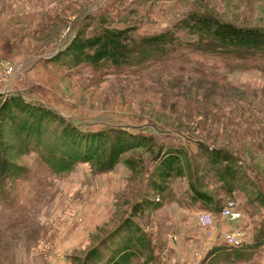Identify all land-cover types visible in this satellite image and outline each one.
<instances>
[{"label": "rangeland", "instance_id": "rangeland-1", "mask_svg": "<svg viewBox=\"0 0 264 264\" xmlns=\"http://www.w3.org/2000/svg\"><path fill=\"white\" fill-rule=\"evenodd\" d=\"M202 11L264 30V0H0V107L7 96L24 90L31 102L85 130L123 128L158 144L152 153L128 155L139 163L135 173L121 165L97 177L84 165L69 176L52 177L34 155L21 154L19 138L2 124L4 154L31 168L33 176L30 183L11 185L24 208L0 220V264H73L71 256L84 259L128 222L147 234L151 246L145 259L149 253L155 258L149 264H211L210 254L219 256V264L238 263L234 255L224 258L233 249L208 245L200 225L204 211L217 217L216 229L219 224L225 232L243 229L250 244L261 242L256 235L264 223V66L192 55L177 67L103 72L50 59L69 46L88 16L102 17L113 28H132L139 40L172 31L190 13ZM37 95L62 109L44 106ZM10 144L17 147L14 155L6 153ZM199 145L231 151L241 160L235 170L243 179L233 195ZM159 148L182 152L183 176L171 179L164 206L133 219V206L158 202L150 182ZM193 185L213 198V208L191 202ZM232 201L242 214L239 220L225 211ZM262 242L238 264H264Z\"/></svg>", "mask_w": 264, "mask_h": 264}, {"label": "trees", "instance_id": "trees-1", "mask_svg": "<svg viewBox=\"0 0 264 264\" xmlns=\"http://www.w3.org/2000/svg\"><path fill=\"white\" fill-rule=\"evenodd\" d=\"M89 17L91 16L86 19L88 24L53 60L70 68L87 65L93 70L103 72L112 69H143L151 65L177 67L192 55H204L226 63L264 66L263 29L239 27L208 11L192 12L177 23L172 31L139 40L133 37L135 32L132 28H113L108 20L102 17L100 20ZM180 32L185 34V38L179 37ZM4 123L9 131L19 138L21 154L34 155L38 161L36 163L45 167L52 177L69 176L84 165H91L97 177L113 173L122 167L121 165L135 173L139 163L128 155L143 149L152 153L158 146L153 138L123 128L104 131L101 129L98 132L85 130L52 109L27 102L20 95L7 96L0 107V220L5 216L18 214L24 208L16 201L14 196L17 192L11 185L30 183L33 176L31 168L14 163L4 154ZM5 147L8 155L16 154L17 147L14 144ZM199 147L208 158V166L213 168L221 182L225 183L229 194L233 195L237 184L243 179L242 174L235 170L241 160L225 149H211L202 145ZM153 154L158 165L150 187L158 197V202L149 199L133 206V219L164 206L170 195L171 179L183 176L181 151L171 149L163 153L162 148H159ZM183 157L184 163L189 166L188 154ZM191 189V202L213 208L215 202L212 197L194 185ZM8 195L10 198H5ZM37 199L38 197H35L33 203ZM30 212L25 214L27 221L30 220ZM256 238L261 242L255 244L254 241V244L233 249V254H224L225 260L231 259L233 255L238 263L251 258L253 252L247 251L263 243L264 223ZM150 246L151 242L142 227L128 222L119 227L118 232L113 231L100 244V248L92 250L84 259L71 256V260L73 264H133L137 260L149 264L148 261L155 262L151 253L148 260L145 259ZM211 256L213 254L209 256L212 259L211 264H219V256L216 259Z\"/></svg>", "mask_w": 264, "mask_h": 264}, {"label": "built area", "instance_id": "built-area-1", "mask_svg": "<svg viewBox=\"0 0 264 264\" xmlns=\"http://www.w3.org/2000/svg\"><path fill=\"white\" fill-rule=\"evenodd\" d=\"M240 209V207H239ZM241 210V209H240ZM226 213L231 215L234 214V219L239 220L242 217V214L238 210V205L236 202L232 201L229 203V206L225 209ZM215 217L211 213H203L200 215V225L203 231V236L213 245L225 244L230 247L240 248L247 243V238L245 231L243 229H236L231 232L222 231L223 224L218 225V228L215 227Z\"/></svg>", "mask_w": 264, "mask_h": 264}, {"label": "crops", "instance_id": "crops-1", "mask_svg": "<svg viewBox=\"0 0 264 264\" xmlns=\"http://www.w3.org/2000/svg\"><path fill=\"white\" fill-rule=\"evenodd\" d=\"M54 58V56H52L50 59H53ZM18 92H23L24 90H17ZM38 97H39V101L41 102V103H43V105L44 106H47V107H52L53 106V108H58V109H60L61 107L58 105V103L57 102H51V101H49L48 100V97H46V98H43V96H41V95H37ZM62 109V108H61ZM105 177H106V175H105ZM262 190V189H261ZM228 229L229 230H232L233 228L232 227H228ZM262 258V257H261ZM260 262H261V260H260Z\"/></svg>", "mask_w": 264, "mask_h": 264}]
</instances>
